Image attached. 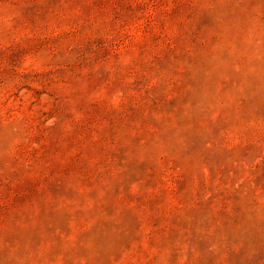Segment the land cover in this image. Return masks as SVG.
<instances>
[{
	"label": "rangeland",
	"instance_id": "1",
	"mask_svg": "<svg viewBox=\"0 0 264 264\" xmlns=\"http://www.w3.org/2000/svg\"><path fill=\"white\" fill-rule=\"evenodd\" d=\"M0 264H264V0H0Z\"/></svg>",
	"mask_w": 264,
	"mask_h": 264
}]
</instances>
